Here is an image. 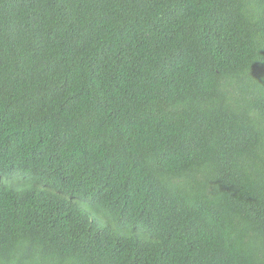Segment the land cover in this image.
<instances>
[{"label":"trees","instance_id":"trees-1","mask_svg":"<svg viewBox=\"0 0 264 264\" xmlns=\"http://www.w3.org/2000/svg\"><path fill=\"white\" fill-rule=\"evenodd\" d=\"M0 264H264V0H0Z\"/></svg>","mask_w":264,"mask_h":264}]
</instances>
